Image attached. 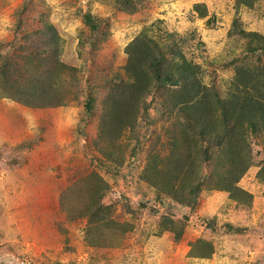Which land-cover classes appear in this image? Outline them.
<instances>
[{"label":"rangeland","instance_id":"rangeland-1","mask_svg":"<svg viewBox=\"0 0 264 264\" xmlns=\"http://www.w3.org/2000/svg\"><path fill=\"white\" fill-rule=\"evenodd\" d=\"M129 2L132 12L126 0H0V264H264V134L248 137L251 165L237 183L247 201L201 181L190 208L187 194L168 192L180 179L163 183L199 146L180 140L168 160L173 118L158 96L121 132L103 124L107 95L126 80V47L142 34L175 44L221 97L237 66L264 71V51L248 52L234 29L237 20L264 37V0ZM14 84L37 106L15 99ZM201 167L205 180L213 163L191 176Z\"/></svg>","mask_w":264,"mask_h":264},{"label":"trees","instance_id":"trees-1","mask_svg":"<svg viewBox=\"0 0 264 264\" xmlns=\"http://www.w3.org/2000/svg\"><path fill=\"white\" fill-rule=\"evenodd\" d=\"M126 1L127 4L122 7L132 12V3ZM255 1L237 0V4L251 7ZM46 29L54 36L52 26L48 25ZM234 29L247 39L248 52L263 53L262 35L239 30L237 20L234 22ZM255 42L257 45L253 47ZM126 51L129 54L124 67L126 80L120 78L115 89L107 95L104 104L107 106L112 103V107L103 124L106 127L112 124L121 132L122 128L132 126L136 121L135 116L141 104H144L145 112L148 110L146 99L149 95L158 96L161 116L166 114L173 118L172 149L168 160L175 159L180 140L189 143L188 145L199 146L197 156L189 159L187 165L180 164L175 177L171 178L170 183L164 182L163 188L170 186L171 189L174 183L172 181L180 179L179 191L168 192L176 197L181 196V199L187 194L182 203L190 208L197 204L201 181H206L209 189L228 192L233 200L247 201L249 194L241 190L237 183L251 165L249 135L264 134V71L257 67L237 66L235 80L231 82L226 95L221 97L214 86L201 83L197 76L199 68L187 62L175 44L161 48L142 34L126 47ZM55 56L54 53L53 62H58ZM0 73L7 81L6 72L0 69ZM14 86L17 94L15 99L37 106L31 102L35 95L33 92L27 94L23 85ZM196 163L198 167L213 163L214 171L204 180V168L201 167V173L192 177L190 168ZM147 169L154 171L151 172L152 175L159 170L154 157H150ZM263 174L262 168L259 176L264 180ZM151 178L145 179L151 183ZM230 230L241 232L240 229Z\"/></svg>","mask_w":264,"mask_h":264}]
</instances>
